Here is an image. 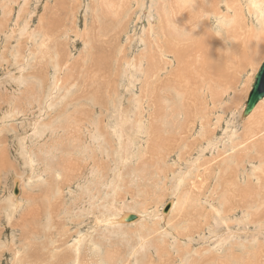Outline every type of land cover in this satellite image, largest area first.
Wrapping results in <instances>:
<instances>
[{
	"label": "rangeland",
	"instance_id": "obj_1",
	"mask_svg": "<svg viewBox=\"0 0 264 264\" xmlns=\"http://www.w3.org/2000/svg\"><path fill=\"white\" fill-rule=\"evenodd\" d=\"M221 1L216 8L217 0H0V264H264V103L243 116L264 60V36L256 35L264 32V4L231 0L227 11ZM121 112L131 143L119 147ZM248 126L254 137L244 154ZM150 127L163 138L149 140ZM83 142L97 146L105 175L95 178L93 208L84 189L92 164L67 168L69 154L81 161ZM233 145L242 153L229 161ZM45 146L56 149L52 164L66 168L63 175L39 158ZM123 148L135 152L124 164ZM8 195L20 203L9 207ZM173 198L179 204L170 213ZM136 202L146 208L129 215L145 213L148 228L102 222L104 209L114 214Z\"/></svg>",
	"mask_w": 264,
	"mask_h": 264
},
{
	"label": "bare ground",
	"instance_id": "obj_2",
	"mask_svg": "<svg viewBox=\"0 0 264 264\" xmlns=\"http://www.w3.org/2000/svg\"><path fill=\"white\" fill-rule=\"evenodd\" d=\"M260 4H264V0H257ZM222 3V1L221 0H217V6H216V8H218L219 7V5ZM225 7H226V9H227V11H230V9L232 10V6L234 5V3L233 2H231V0H227L225 3ZM260 9H261V7L259 8V11H260ZM238 14V13H237ZM203 16V15H202ZM258 19H259V21H262L263 22V25H264V14L262 15V14H260V13H258ZM231 20V19H230ZM223 23V22H222ZM236 27V24H235V22H234V25L231 27V29H233V28H235ZM199 35L200 34H202L201 33V31L198 33ZM263 34V35H262ZM257 40L259 41V40H262V38H263V36H264V32H262V30H259L258 32H257ZM257 47V46H256ZM199 59V58H198ZM259 68V67H258ZM258 70V69H257ZM256 70V71H257ZM155 76V75H154ZM179 84V83H178ZM187 88V87H186ZM188 89V88H187ZM190 89V88H189ZM264 103V98L257 104V106L253 109V111L251 112V115L249 116V118H251V116L256 112V110H257V108H260L259 106L260 105H262ZM27 107V106H26ZM14 109V108H13ZM11 112V111H10ZM189 114V113H188ZM187 115V114H186ZM190 115V114H189ZM132 116V115H131ZM252 118H254V117H252ZM130 118H129V116H128V114L126 115V114H124V113H122L121 112V114L119 113V118H118V121H117V124L115 125V128L116 129H118L119 130V133H117L116 131V135L117 134H119L117 137H118V141L119 142H121L122 141V144H121V146H119V147H122V145H123V143L125 142V143H127V144H130L131 143V141H130V139H129V137L127 138L126 137V139H124L123 140V136H122V132H124V131H122V128H123V126L124 125H126L127 124V121L129 120ZM181 120V119H180ZM178 121L177 120V122L178 123H181V121ZM237 120V119H236ZM116 121V120H115ZM239 120H237L236 121V124H237V122H238ZM78 121H75V127L76 126H78ZM182 122H184V121H182ZM175 123V122H174ZM186 123V122H185ZM188 123V122H187ZM158 124V123H157ZM176 124V123H175ZM183 124V123H182ZM177 125V124H176ZM181 125V124H180ZM40 126V125H39ZM184 125H182L181 126V128L183 127ZM242 126V125H241ZM243 126H246V125H243ZM139 127V129L140 128H143L142 126H138ZM161 127V126H160ZM165 127V126H164ZM250 126H248V127H244V134L242 135V140H241V143H240V145H245V144H248V146H247V148H245V147H242L243 149H245V151H243V149H241V147H240V150L242 151V152H244V154H245V152H248V150H249V146L251 145V138L252 137H254V135H247L248 133H247V131L249 130L248 128H249ZM179 126H178V128H177V131H179ZM251 128V127H250ZM34 129V128H33ZM246 129H248V130H246ZM252 129L253 128H251V130L249 131L251 134H252ZM90 130V129H89ZM136 130V129H135ZM147 130V133H148V136H149V140H151L152 141V139L153 140H155L156 142H158V138H160V139H162L163 138V136H159L158 138H157V136L159 135L158 134V132L156 131V128H154V127H150V129L149 128H147L146 129ZM45 131V130H44ZM73 131V130H72ZM139 131V130H138ZM181 131V130H180ZM142 132H144V131H142ZM164 132H166V131H164ZM236 132V131H235ZM264 131H261L260 133H263ZM47 133V132H46ZM167 133V132H166ZM170 133V132H169ZM233 133V132H232ZM249 133V134H250ZM161 134V133H160ZM164 134V133H163ZM39 135V134H38ZM162 135V134H161ZM248 136V137H247ZM250 136V137H249ZM44 137V136H43ZM43 137H42V139H43ZM187 137V136H186ZM91 138H92V140H93V138H97V136H93L92 137V135H91ZM148 138V137H147ZM191 138V137H190ZM240 138V139H241ZM101 139V138H100ZM35 140H37V139H35ZM34 140V141H35ZM40 140V137H39V139H38V141ZM95 140V139H94ZM105 140V139H104ZM121 140V141H120ZM148 140V139H147ZM198 140V139H197ZM106 142V141H105ZM134 142V141H133ZM197 142V141H196ZM196 142H194V143H196ZM199 142V141H198ZM107 143V142H106ZM105 143V144H106ZM136 143V142H135ZM47 144V143H46ZM83 145L81 146L82 147V149H80L79 151H80V154L82 155V156H80V158H81V161H77V158H79V157H76L75 155H73L72 153L71 154H69V156L70 157H72V158H70V160H69V165L67 166V168L69 169V168H71L72 166H74V165H76V163L77 164H81V162H85V163H83V165L81 164L79 167H80V169L79 170H81V166H84V167H87V166H90L91 164V166H90V168H89V176H91V177H89V179L90 180H88L87 179V182L86 183H88L89 184V187H87V188H84L85 189V195H86V197H89L90 198V204H91V207L92 206H94L96 203L94 202V200L96 199V196H95V194L94 193H92L93 192V189H94V187H93V185H94V182H95V178L97 179V177L99 178V176H103L104 175V169L102 168V163H101V165L99 164V161H100V159H99V161H97V159H96V157H97V153H96V148H97V146H96V148L95 147H92V144H91V142H83L82 143ZM120 144V143H119ZM157 144V143H156ZM46 146H48V145H46ZM46 146H45V148H43L42 150H40V152H39V154H38V156H39V158H41V156H48V157H50V158H48L47 157V159H46V166L48 167V170L49 171H52V173H53V175L54 176H56V174L57 173H59L58 175H61L60 173L63 171L64 172V170L66 169L65 167V169H63V170H61V168H60V171L61 172H58V170H59V168L57 167V166H55V164L53 165L52 164V162H53V153L55 152V150L56 149H54V147H48V148H46ZM79 146V145H78ZM116 146V145H115ZM160 146V145H159ZM238 146V145H237ZM237 146H232V148L234 147H236L237 148ZM107 147L108 146H106V145H102V148H101V153H104V155H106V156H109L110 155V150H109V147H108V149H107ZM132 147H133V150H134V147L135 146H131V148L130 149H132ZM141 147V146H140ZM139 147V148H140ZM239 147V146H238ZM80 147H78V149H79ZM233 148V150L232 151H236V152H233V153H231L232 155H227V157H228V159H229V161L230 160H234L238 155H239V153L241 152L240 150L237 152V150L236 149H234ZM100 149V148H99ZM129 149V148H128ZM150 149V148H149ZM186 149V148H185ZM121 150V149H120ZM142 150V149H141ZM158 150V149H157ZM160 150V149H159ZM158 150V151H159ZM99 151V152H100ZM117 151H119L118 150V147H117ZM190 151V150H189ZM98 152V151H97ZM121 152H123L124 154H120V160H121V162L124 164V163H126L128 160H129V157H132V155H134L135 154V152H134V154H132V153H130V152H132V151H130V152H127V150H125L124 148H123V150L121 151ZM241 152V153H242ZM33 153V152H32ZM31 153V155H30V160L32 161L33 159H36L35 157H38V156H33V154ZM130 153V154H129ZM146 153V152H145ZM157 153V152H156ZM28 155V154H27ZM148 155V154H147ZM145 156V155H144ZM152 156V155H151ZM150 156V157H151ZM141 157H142V155H141ZM155 157V156H154ZM159 158L160 159V157H159V154H157L156 155V158ZM102 159L101 160H104V156H102L101 157ZM162 158V157H161ZM159 159H157L156 161V164H158V165H160V162L159 161H161V160H159ZM152 160V159H151ZM74 161H75V163H74ZM126 161V162H125ZM120 162V163H121ZM32 163H34V160L32 161ZM140 164V163H139ZM142 164V163H141ZM139 165L138 167H136L137 168V170L138 171H140L141 170V173H143V176H145V177H147L145 174H147V169L145 168V164L142 166V165ZM232 164V163H231ZM107 165V164H106ZM158 165H154L153 167H157ZM237 166H238V164H236ZM235 165V166H236ZM32 166V165H31ZM105 166V165H104ZM163 166V165H162ZM226 166H227V164H226ZM34 167V166H33ZM32 167V168H33ZM77 167V166H76ZM198 167V166H197ZM228 167H230V164H228V166L226 167L227 169H228ZM109 168V167H108ZM34 169V168H33ZM36 169V168H35ZM140 169V170H139ZM230 169V168H229ZM71 170V169H70ZM110 170H111V168H110ZM222 170V169H221ZM36 171V170H35ZM82 171V170H81ZM192 171V170H191ZM220 171V170H219ZM33 172V171H32ZM32 172H31V174H32ZM63 172H62V175H63ZM70 172V171H69ZM74 172L76 173V171L74 170ZM88 172V171H87ZM124 172V171H123ZM123 172H119V173H117V175H118V177H117V179H116V183H119L120 182V179L122 178V175H123ZM198 172V171H197ZM196 172V173H197ZM68 173V172H67ZM74 173V174H75ZM159 173V172H158ZM188 173H191V172H188ZM187 173V174H188ZM223 173V172H222ZM49 174V173H48ZM100 174H102V175H100ZM136 174V176L138 175V173H135ZM154 174V173H153ZM163 174V173H162ZM224 174V173H223ZM33 175V174H32ZM35 175V174H34ZM50 175V174H49ZM57 175V176H58ZM150 175V174H149ZM160 175V174H159ZM192 175V174H191ZM198 175V174H197ZM52 176V175H51ZM73 176V175H72ZM105 176V175H104ZM139 176V175H138ZM187 176V175H186ZM114 177H115V175H114ZM151 177H153V176H151ZM178 177V176H177ZM183 177H185L184 175H183ZM30 178H31V176H30ZM42 178V177H41ZM55 178V177H54ZM58 178V177H57ZM62 178V177H61ZM76 178V177H75ZM74 178V179H75ZM116 178V177H115ZM188 178V177H187ZM186 178V179H187ZM191 178V177H190ZM190 178H188V179H190ZM15 179V178H14ZM71 179V178H70ZM188 179H187V182H188ZM204 178H202L201 177V179H200V181L202 182V184H204V180H203ZM218 179V178H217ZM58 180V179H57ZM14 181V180H13ZM113 182L115 181V180H112ZM143 181H144V179H143ZM142 181V182H143ZM151 181V180H150ZM191 181H193V179L192 180H190V183H191ZM85 182V181H84ZM124 182V181H123ZM145 182V181H144ZM147 182H148V180H147ZM177 184H179V186L180 185H186L187 186V184L188 183H182V182H185V179H184V181H183V178H179L178 177V179H177ZM221 182V181H220ZM234 182V181H233ZM21 183H23V181H22V179H20V177H19V179H17V180H15L14 181V185L17 187V188H22L21 187ZM30 183V182H29ZM150 183V182H149ZM159 183V182H158ZM193 183V182H192ZM236 182H234V184H235ZM145 184V183H144ZM144 184H143V186H144ZM161 184V183H160ZM176 184V185H177ZM197 184H199V182H197ZM196 184V185H197ZM245 184V183H244ZM47 185V184H46ZM58 185V184H57ZM90 185H92V187L90 186ZM120 185V184H119ZM121 185H123V184H121ZM145 185H147V184H145ZM192 185H195L194 183L192 184ZM252 185V184H251ZM113 186V185H112ZM148 186V185H147ZM146 186V189L148 188ZM179 186L177 187V188H175L176 190H173L172 191V194L171 195H173V197L175 198V197H178V194H180L181 193V191L182 190H180V188H179ZM189 186H191V185H189ZM220 186V185H219ZM50 187H51V184H50ZM58 187V186H57ZM116 187H117V185H116ZM169 187V186H168ZM53 188V187H52ZM145 188V187H144ZM182 188V187H181ZM194 188V187H193ZM237 188V187H236ZM239 188V187H238ZM55 189V188H54ZM110 189V188H109ZM183 189V188H182ZM199 189V188H198ZM202 189V188H201ZM51 190H53V189H51ZM82 190V189H81ZM81 190H80V192H81ZM113 190V189H112ZM157 190V189H156ZM190 190H193V189H190ZM221 190V189H220ZM245 190V189H244ZM248 190V189H247ZM21 191V190H20ZM225 191V190H224ZM59 193H60V191H58ZM57 192V193H58ZM156 192V191H155ZM158 192V191H157ZM243 192V191H242ZM140 193H142V192H140ZM221 193V192H220ZM231 193V192H230ZM235 193V192H234ZM233 193V194H234ZM240 193V192H239ZM9 194V193H8ZM79 194V193H78ZM154 194H157V193H154ZM189 194V193H188ZM222 194V193H221ZM249 194V193H248ZM50 195H51V191H50ZM82 195V194H81ZM195 195H196V193H195ZM245 195V194H244ZM140 196V195H139ZM185 196H186V198H188L189 199V196L188 195H186L185 194ZM184 196V197H185ZM240 196V195H239ZM253 196H255V195H253ZM57 197V196H56ZM109 197V196H108ZM118 197V196H117ZM162 197V196H161ZM18 198V197H17ZM174 198H173V200L171 201V203H169L168 204V208H169V212L170 213H172V211L173 210H177V208L176 207H178V204L179 203H176L175 201H174ZM84 199V198H83ZM163 199V198H162ZM180 199V198H179ZM235 199V198H234ZM241 199V198H240ZM184 200V199H183ZM182 200V201H183ZM187 200V199H186ZM186 200H184V201H186ZM242 200H243V198H242ZM241 200V201H242ZM18 201V199L16 200V198L15 197H13V196H7L6 198H5V203L9 206V207H12V206H15V205H18L20 202H17ZM92 201L94 202V203H92ZM107 201V200H106ZM138 201V200H137ZM148 201V200H147ZM198 201H200V200H198ZM196 202V201H195ZM219 202V201H218ZM107 203V202H106ZM137 203V202H136ZM181 203V202H180ZM188 203V202H187ZM239 203V202H238ZM214 204V203H213ZM217 204V203H216ZM227 204V203H226ZM105 205V204H104ZM103 205V206H104ZM127 205V204H126ZM133 205V204H132ZM184 205V204H183ZM196 205V204H195ZM187 206V205H186ZM111 207V206H110ZM117 207V206H116ZM120 207H122V206H120ZM126 207H128V205L126 206ZM138 207H140V211H141V209H143V207L144 208H146L145 207V204L144 203H141V202H139V203H137L135 206H133V207H130V208H128V210H127V208H126V210H124L123 212L121 211V209H119L121 212H117L116 210V208H115V213L113 214H111V211H109V208L108 209H104L103 210V213H101L100 215L102 216V217H104V220L102 221V222H104L105 221V223L107 222H112L113 223V225H120L122 228H129V229H131V228H133L132 226H134V224H136V226H137V228H138V226H142V227H146V228H148V226H149V224L148 223H144L145 222V213L144 214H136L135 216H136V218L134 219V220H136V221H133V220H129L130 219V217L132 216V215H129L130 214V212L131 211H133V210H135V209H137ZM194 207V206H193ZM192 207V208H193ZM216 207L217 206H215L214 208L216 209ZM253 207V206H252ZM93 208V207H92ZM213 208V207H212ZM214 208H213V211H215L214 210ZM15 210H16V208H14ZM98 209H101L100 207L98 208ZM195 209V208H194ZM220 209V208H219ZM106 210V211H105ZM110 210H112V209H110ZM130 210V211H129ZM146 211V210H145ZM154 211V210H153ZM184 211H186V209H184ZM14 212V211H13ZM99 212H100V210H99ZM152 212V211H151ZM251 212V211H250ZM143 213V212H142ZM169 213V214H170ZM216 213V212H215ZM219 213V212H218ZM134 214V213H133ZM161 214H163V216L164 215H168V214H165V213H161ZM160 214V215H161ZM199 214V213H198ZM149 215V214H148ZM218 215V214H217ZM250 215V214H249ZM96 216V215H95ZM153 216V215H152ZM152 216H150V217H152ZM219 216H220V214H219ZM257 216V215H256ZM137 217H138V219H137ZM155 217V216H154ZM166 217V216H165ZM164 217V218H165ZM171 217V216H170ZM200 217H201V214H200ZM251 217V216H250ZM249 217V218H250ZM248 218V219H249ZM254 218V217H253ZM256 218V217H255ZM101 219V218H100ZM158 219V218H157ZM160 219H163V217H162V215H161V218ZM160 219H159V222H160ZM247 219V220H248ZM129 220V221H128ZM148 221V220H147ZM252 221V220H251ZM96 222V221H95ZM101 222V223H102ZM126 222H130V223H128V224H130V225H126ZM158 222V221H157ZM180 222V221H179ZM244 222V221H243ZM162 223V222H161ZM100 224V223H99ZM103 224V223H102ZM155 225V224H154ZM153 225V226H154ZM160 225V224H159ZM179 225V224H178ZM135 226V227H136ZM191 226V225H190ZM96 227V226H95ZM183 227V226H182ZM137 228H135V229H137ZM140 229V228H139ZM152 229H154L153 227H152ZM156 229H157V227H156ZM191 229V228H190ZM123 230V229H122ZM150 230V229H149ZM147 231V230H144V229H141L140 231H141V233L148 239V240H154V242H155V239L153 238V236H152V234H151V232L150 231ZM132 231H135V230H132ZM153 231V230H152ZM157 231V230H156ZM180 231V230H179ZM244 231V230H243ZM161 232V231H160ZM115 233V232H114ZM156 233V232H155ZM221 233V232H220ZM135 234V233H134ZM137 234V233H136ZM171 234V233H170ZM173 234V233H172ZM88 235V234H87ZM110 235H111V233H110ZM128 235V234H127ZM199 235V234H198ZM91 236V235H90ZM96 236H97V234H96ZM139 236V235H138ZM180 236V235H179ZM119 237H120V235H119ZM141 238H142V236H140ZM176 237V236H175ZM200 237V236H199ZM98 238V237H97ZM97 238H96V241H97ZM108 238V237H107ZM137 239H138V237H136ZM121 239H122V237H121ZM146 239V240H147ZM81 241H82V239H80ZM100 240V239H99ZM109 240V239H108ZM142 240H143V238H142ZM145 240V239H144ZM143 240V241H144ZM147 240V241H148ZM92 241H93V239H92ZM89 242V243H91V245L92 244H95V243H93V242ZM139 241V240H138ZM149 243H150V241H149ZM96 244H98L97 242H96ZM139 244V243H138ZM144 244V243H143ZM74 245L75 246H73L75 249H76V252H79L80 250H82V249H80V243L78 242V244L76 245L75 243H74ZM99 245V244H98ZM98 245H96V246H98ZM129 245V244H128ZM147 245V244H146ZM151 245V244H150ZM94 245H92V247H93ZM105 246V245H104ZM103 246V247H104ZM113 246V245H112ZM140 246V245H139ZM139 246L137 247V248H139ZM91 247V248H92ZM111 247V246H110ZM135 247H136V245H135ZM151 247H152V245H151ZM221 247V246H220ZM100 248V247H99ZM99 248H97V249H99ZM124 248V247H123ZM93 249V248H92ZM91 249V250H92ZM101 249V248H100ZM120 249V248H119ZM145 248H143L142 250H139L138 251V255L139 254H141V252L142 253H144V251H146V250H144ZM146 249H148V248H146ZM155 249V248H154ZM94 250H96V247L94 248ZM134 250H136V249H134ZM221 250V249H220ZM84 251V250H83ZM150 251V250H149ZM134 252V251H133ZM136 252V251H135ZM155 252V251H154ZM230 252V251H229ZM251 252V251H250ZM250 252H248V254L250 255ZM105 253V252H104ZM151 253V252H150ZM156 253V252H155ZM183 253V252H182ZM231 253V252H230ZM108 254H110V253H108ZM136 253H134V255H135ZM136 254V255H137ZM232 254V253H231ZM252 254V253H251ZM98 255H99V253H98ZM104 255V254H103ZM107 255V254H106ZM111 255L112 254H110V256L109 257H111ZM134 255L132 254L131 255V257L133 256L134 257ZM228 255V254H227ZM234 255V254H233ZM248 255V256H249ZM56 256H58V255H54L53 257H56ZM97 256V255H96ZM100 256V255H99ZM108 256H106L107 258H109ZM113 256H114V253H113ZM112 256V257H113ZM231 256V255H230ZM247 256V258H249ZM103 257H105V256H103ZM115 257H116V255H115ZM119 257V256H118ZM130 257V258H131ZM140 257V256H139ZM228 257V256H227ZM241 257V256H240ZM99 258V257H98ZM114 258V257H113ZM123 258V257H122ZM56 259L58 260V257H56ZM112 259V258H111ZM114 259H116V258H114ZM118 259V258H117ZM128 259V258H127ZM136 259V258H135ZM233 259H234V257H233ZM237 259H239V258H237ZM241 259V258H240ZM239 259V260H240ZM242 259H243V257H242ZM246 258H245V256H244V260H245ZM110 260V259H109ZM137 260V259H136ZM186 260V259H185ZM103 261V260H102ZM111 261H113V259L111 260ZM131 260H129V262H130ZM237 261V260H236ZM235 261V262H236ZM242 261V260H241ZM240 261V263H242ZM246 261V260H245ZM77 262H78V260H77ZM121 262V261H120ZM238 262V261H237ZM71 263V262H70ZM69 263V264H70ZM105 263H107V262H104V264ZM126 263V262H125ZM133 263V262H132ZM191 263V262H190ZM205 263V262H204ZM232 263V262H231ZM239 263V264H240ZM99 264V263H98ZM121 264V263H120ZM127 264H128V262H127ZM186 264H188L187 263V260H186Z\"/></svg>",
	"mask_w": 264,
	"mask_h": 264
},
{
	"label": "water",
	"instance_id": "obj_3",
	"mask_svg": "<svg viewBox=\"0 0 264 264\" xmlns=\"http://www.w3.org/2000/svg\"><path fill=\"white\" fill-rule=\"evenodd\" d=\"M263 98H264V60L254 76L252 88L245 103L243 116H249L253 111V109ZM17 193H18V188L16 187L14 190V194ZM167 210H169V208H166V211ZM135 218L136 216L132 215L129 220H134Z\"/></svg>",
	"mask_w": 264,
	"mask_h": 264
}]
</instances>
